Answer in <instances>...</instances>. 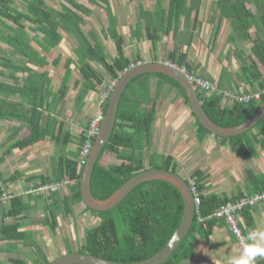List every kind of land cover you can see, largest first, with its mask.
<instances>
[{"label":"trees","instance_id":"obj_1","mask_svg":"<svg viewBox=\"0 0 264 264\" xmlns=\"http://www.w3.org/2000/svg\"><path fill=\"white\" fill-rule=\"evenodd\" d=\"M16 1L0 0V41L7 43L15 53L25 57L29 63L35 62L40 67L47 65L45 58L38 56L39 54L29 46L31 39L25 31L24 23H29L27 28L35 34L32 41L44 52H49L60 45L62 41L60 30L72 35L77 41L73 50L76 60L66 59L62 81L55 93L50 90L51 78L47 71L38 73L27 66L19 67L8 59L2 62L4 67L11 69L14 73L23 72L27 75L24 85L20 88L0 83L1 120L18 117L12 114L15 111L20 113L16 108L22 109L24 102L29 105L23 117H18L19 120H24L28 132L23 138L17 139L11 148L22 150L40 145L47 139L60 146L64 153L63 156L56 159L52 167V177H41L39 185L68 182L69 192L66 195L56 192L43 198L41 195L31 196L24 192L33 204L19 196L13 197L8 205L9 208H3L0 243L13 245L23 242L27 247L32 248L35 244L33 233L25 229L24 223L27 212L35 206L43 204L44 218L40 224L54 232L58 223L55 211L62 208L66 215H72L74 205L83 203L80 194V180L84 163L79 162L78 154L86 140L88 126L78 137L77 152H67L68 154H66L65 149L74 138L64 129V123L59 120L57 115L58 105L65 99L70 88V81L73 77L72 65H75L81 77V79H75L72 85L74 88L82 86L77 98V106L81 108L88 93L97 92L105 81L102 74L94 68V64L102 66L105 73L113 81H117L124 71L145 61L141 54H138L135 60L125 55L124 37L118 30L117 18L113 13L110 0L88 1L94 5L102 4L105 7L109 26L104 36L107 35L114 41L116 57L113 59L108 57L95 35L91 34L92 39H90L83 32L85 19L81 13H90V10L78 4L77 0L62 1L70 7H74L78 12L63 4L62 10L50 8L45 0H31L26 5V11L21 12L15 7ZM163 1H155V12L141 9L140 13L144 20L138 26L134 36L139 41L142 38L140 34L145 33L146 38L152 42V48L155 49L159 34L164 33L168 37L172 32L175 43L170 48L168 60L178 68L185 66V69L194 75L186 62L185 54L180 51L184 44L187 47L191 44L194 34L187 28V24L193 13L197 19L202 0H168L167 9L163 8ZM216 7L220 18L225 19L231 27L232 36L229 37L231 42L250 40L253 43L249 54L252 66H246L244 71L248 72L253 80L259 82L260 87L263 88L264 74H261L259 69H264V0H217ZM183 18L187 22L185 32L180 29V22ZM9 23L15 25V28ZM4 29L9 30L11 34L4 36ZM253 31L254 36L251 38L250 35ZM38 33L41 34V37L37 35ZM179 34L180 39H177ZM59 61L58 58L53 64L57 65ZM150 77H156L175 88L178 96L182 97L184 104L191 110L184 90L171 78L160 74H146L133 79L120 98L112 134L103 147L92 172L91 193L96 199L106 200L127 181L148 169H160L178 174L174 158L171 155L165 157L161 165H155L151 159L148 166L144 164V146L149 139L152 124L161 104L157 95L154 97L150 95ZM12 78L14 81L18 80L15 75ZM163 83L157 85L158 91ZM221 87L220 84L217 90L211 93L196 89L203 110L209 119L218 126L229 128L244 123L264 102V95H261L259 99L252 98L247 103L234 100L230 105V100L224 96L225 91H221ZM110 92L102 104L103 115H105L108 106ZM17 93L22 96V102L15 104L7 102V97ZM191 115L195 118L197 125V140L203 143L206 137L211 136V133L198 122L192 112ZM260 137L263 138L260 139ZM215 138L220 139L222 145L230 146L238 156L254 158L257 156L255 145L260 143L264 146V117L251 130L241 135L228 138L215 136ZM94 140L95 138H92V144ZM111 156H115L121 163L112 164ZM19 178L18 172L9 178L0 175V180L6 189ZM204 178L203 172L196 170L192 173L191 178L186 179L188 183L193 182L201 202L190 231L173 254L162 264H182L188 261L193 256L198 243L197 236L209 239L214 221L217 219L213 217L215 211L220 206L242 197L228 198L216 194L207 195L205 186L201 184ZM33 179L27 180L32 181ZM248 209L251 208L245 210ZM85 210L96 215L99 224L93 229L84 230L83 243L76 252L113 263L131 264L140 263L153 257L168 244L181 223L184 204L181 194L171 184L151 181L136 186L118 206L110 211L95 212L87 207ZM201 217L202 221H200ZM67 248L70 249V247ZM70 253L73 252L70 250L68 254ZM9 261L11 264H29L20 258H11ZM49 263L40 257L33 262V264Z\"/></svg>","mask_w":264,"mask_h":264},{"label":"crops","instance_id":"obj_2","mask_svg":"<svg viewBox=\"0 0 264 264\" xmlns=\"http://www.w3.org/2000/svg\"><path fill=\"white\" fill-rule=\"evenodd\" d=\"M203 5H204V1L202 0V4L200 6L197 19L194 17L195 14L193 13L188 21V24L184 18L180 22V29L183 32H185L186 30L185 27L187 24V28H189L190 31H193L194 34L190 46L187 47L184 44V46L180 51V53L182 52L183 54H185L186 62H188L187 64L191 67L192 73L194 75L210 80L211 82L216 84L217 87H219L221 84L222 87L220 88V90L223 92L225 91L231 96L234 95L242 96V95H250V94L259 95L260 93H262V90L264 89V83H263V88H261L259 82L253 80L252 76L248 72L245 73L244 71L246 69L245 68L246 66L249 67L252 66L249 54H250V49L253 47V43H251L250 40H236L235 42H231L229 40V37L232 36L231 27L225 19L222 20L220 18L217 7L212 12V14H210L209 17L205 19L200 16L201 15L200 12L203 10ZM163 8L164 9L168 8V0L166 2L163 1ZM155 10H156V3L154 10L152 11L148 10V12H155ZM26 24L28 25V23ZM9 25L15 28V25H13L12 23H9ZM25 31L28 34V37L30 39L32 38L33 40V38L35 37L34 32L29 31L28 29H25ZM59 32L62 36V41L59 45L61 46L65 41V35L67 33L61 30ZM30 33L34 36L30 37ZM3 34L4 36H7L8 34H11V32L9 30L4 29ZM250 36L251 38H253L254 31L251 33ZM178 38L180 39V34L178 35L177 39ZM147 40L148 43H150L149 51L151 53L149 54L148 57L149 63L156 61V62H166L172 64V62L168 60V54L170 48L172 44L175 43L173 42L172 32L169 33L168 37H166L164 33H160L156 42L155 49L152 48V42L149 39ZM165 44H167V47H165L167 50L163 49ZM29 46L39 54L38 56L41 55V48L35 42L31 41ZM140 54L142 55V53ZM58 58L60 57H56L54 59L57 60ZM7 59L11 60L13 64L19 67L27 66L33 68L35 71H36V67H40V65L38 64L36 65L35 62L32 64L29 63L25 57L15 53L14 50L9 45H7V43H5L4 41H0V83H3L6 86H11L14 88H20L22 85H24V79L27 75L23 72L14 73L11 69L4 67L2 62ZM139 63H144V62H139ZM94 68L96 67L94 66ZM182 68L185 69L186 67L183 66ZM259 72L261 74H264V69L263 68L259 69ZM13 75H15L18 78L17 81H14V79L12 78ZM49 77L51 78L50 75ZM160 83L163 82L156 77L149 78V84H155L156 89H157V85H160ZM161 89H163L165 95L166 93H170L173 91L172 93H175V95L178 96L177 90L167 82L162 84ZM50 90L53 93H55V90L51 89V87ZM96 93L97 92H90L86 97H89L90 95H95ZM156 95L161 100L160 107L158 108V111L160 112L163 103V96L162 94L159 93L151 96L154 97ZM224 96L228 98V100H230L229 103L231 105V103L234 101L232 97L226 95ZM178 97L182 99L181 96ZM6 100L11 104H15L17 102L23 101L22 96L18 95V93L7 97ZM181 102L182 105H179L180 108L178 109L180 112L177 110L176 113L175 109L174 111L173 109H171L172 108L171 106L167 107V112H169L170 110L169 115L171 114L169 117V119H171L170 120V124H172L171 127L174 126L175 129H179V125L183 124L182 123L183 121L184 123H187V120L189 118L188 114L190 115V117L192 116L191 115L192 111L184 104L183 99ZM25 103L26 102L23 103L22 109L16 108L17 111H20V113L15 111L12 114L17 115L18 117H23L25 110L29 107V105ZM102 104L100 107V112H98V114L103 115ZM158 111L157 113L159 114ZM178 114H180V117L182 119L181 122H178L176 118H174L177 117ZM18 117L12 119H2V120L0 119V175L3 176L4 178H9L11 175L18 172L20 174V178L16 182L10 184L8 190L11 192V194L14 197L21 196L24 198L26 202L33 204L32 201L28 200L29 197L26 196L24 192L27 189L35 187L38 184H40L39 181L41 177L51 178L52 167L55 164L56 159L60 156H63L64 153L62 150V153H60L57 156L51 155V157H47L49 153H47V150H45L46 145L47 144L49 145L50 143L55 144L54 142H51L47 139L42 144L37 146L28 147L22 150L14 149V148L12 149L11 148L12 144L15 143L17 139L23 138L24 135L28 132L24 120L21 118H20L21 120H19ZM193 119H194L195 128L192 133V142H193L192 147L194 152L192 153L193 158L191 161L192 164H199V165L208 164L210 170V171L208 170L209 172H206L204 171V169H201L200 166L193 171L195 172L196 170H199L203 172V174L205 175V178L201 182V184H203V186H205L206 188L205 194L207 195L216 194L219 196H226L228 198H235V197L238 198L239 196H251L258 192H264V146H262L260 143L256 144L255 149L257 151V156L254 158H250L245 156H238V154L235 151H233L230 148V146L222 145L221 140L215 138V136H213L212 134L211 136L206 137L203 143H200L197 140V136H196L197 125L195 123V118L193 117ZM154 129L155 128L151 127L150 136L145 146L147 144L149 145L150 139L152 140L151 136L153 135V132H155ZM262 138L263 137H260V139ZM182 143H184V146H187L186 137L183 139V141H181V143H179V151ZM67 152L69 151H66L65 153L68 154ZM170 155L174 158V162L176 164L177 158L175 157V154L171 153ZM186 155H188V159L185 160L184 163L190 164L189 158L191 156V153L190 154L187 153ZM167 156L169 155H166V153L163 154V156L161 157L162 160ZM217 156L219 157L224 156L225 159L228 157L229 161L231 159L233 163L237 164L236 166L239 167L242 166L244 172V173L240 172L237 169L235 171L230 170L229 171L230 175H233L234 177L236 176V181L234 183L230 182L232 186L231 189H228L226 191L221 190V192L216 191L219 188V186H215L216 187L215 189L213 182L211 180L213 177L211 174V171H213V166L216 169L218 163H221V161L219 162L215 161V163L213 162L214 158H216ZM47 160L51 162L50 164L51 167L49 169V172H46L45 168L44 171H42V169L40 168L41 164L45 163ZM144 164L148 166V163L146 164L145 160H144ZM182 170L184 171L183 168ZM245 171H247V173H245ZM229 172L227 171V174ZM254 175H256V177ZM29 178H34V179L32 181H28L27 179ZM183 179L186 180V178ZM225 181H229V180L225 179ZM33 182H36L38 184L36 183L31 184ZM67 185L68 182L65 185H63L60 189L63 188V190H65V192L68 193L69 189ZM189 185L191 187H194L193 182H189ZM16 190L20 192H14ZM65 192L63 193L60 192V194L66 195L67 193ZM43 198H45V196H43ZM8 205L4 206V208L6 207L9 208L10 206ZM75 207L76 208L78 207L79 209H81V207L85 208L83 203L76 204L74 205L73 208ZM238 219L242 231L245 235V238L248 237L249 233L254 231L264 232V202L257 204L256 206H254L251 209H248L247 211L246 210L242 211L238 215ZM202 220L203 218L201 217L200 221ZM25 229L27 228L25 227ZM197 237H198V243L195 247L193 256L188 261L182 264H231V258L233 256H237L242 248L240 246V243H238L237 239L229 231L226 223L221 219H216L214 221L211 235L209 236L208 240L200 236ZM255 264H264V257L258 256L256 258Z\"/></svg>","mask_w":264,"mask_h":264},{"label":"rangeland","instance_id":"obj_3","mask_svg":"<svg viewBox=\"0 0 264 264\" xmlns=\"http://www.w3.org/2000/svg\"><path fill=\"white\" fill-rule=\"evenodd\" d=\"M31 0H17L15 7L21 11H26V5ZM112 5V10L114 15L117 18V25L118 30L121 35L124 36V52L127 57L132 60H135L138 54L142 53L145 62H148L149 45L148 40L146 39L145 33H141L140 36L142 37L141 40L138 41L137 37L134 36L137 32L138 26L143 22L144 17L141 16V9L143 11H152L155 7L156 0H110ZM167 0H164L166 2ZM203 10L200 12L202 18L209 17L210 14L216 8V0H203ZM78 4L86 7V9L90 10V13H81L83 18L85 19V25L83 26V32L92 39L91 34L95 35L97 40L102 44L103 48L105 49L106 54L109 58L116 57L115 51V44L114 41L104 33H107V28L109 26L108 16L105 11V7L102 4H92L88 0H77ZM45 3L50 8H54L57 10H62V4L67 6L68 8L77 11L74 7H70L68 4L63 2L62 0H45ZM78 12V11H77ZM80 13V12H79ZM26 29H28L27 24L24 23ZM29 25V23H28ZM29 30V29H28ZM205 31V30H203ZM144 32V30H143ZM206 34V33H205ZM41 37V34H37ZM30 33V37H32ZM174 39V38H173ZM32 41V38H31ZM168 43V42H167ZM77 45L76 39L70 35H65V41L63 45L57 47L54 50L49 52H44L41 50V57H44L47 65L43 67H36L37 72H45L48 71L49 75L51 76V89L55 90V92L59 89L62 77L64 74V64L66 58L70 57L76 60L73 50L74 47ZM167 47L165 44L164 48ZM166 52V51H165ZM160 55V54H159ZM163 55V54H162ZM166 55V54H165ZM56 57H60V61L57 65L53 64L52 62L56 59ZM54 59V60H53ZM26 63V62H25ZM97 70L102 74L104 77V84L100 87L95 95H90L86 97L84 101V105L79 108L77 106V98L79 93L81 92L82 86H78L77 88L72 87L74 79L78 78L81 79L77 68L75 65H72V75L70 81V88L67 91L65 99L59 103L57 108V115L61 122L65 124L64 129H66L74 138V140L68 145L65 151H69L70 153L77 152L78 148V137L83 130H85L86 126H88L89 122L95 118V116L100 112V107L104 99L106 98L109 91L112 90L113 84L115 82L105 73L104 69L100 65L94 64ZM150 94L153 96L158 92L163 96V103L162 108L157 113L155 122L152 124V127L155 128L153 132L152 140L150 139L149 145L147 144L144 146L145 154V163L147 164L151 160L155 163V165H161L162 156L166 153V155H170L171 153L175 154L177 158L176 163V171L178 175L183 178H191L193 171L201 166V169L204 171L209 172V165H199V164H192L193 158V147H192V133L194 130V119L193 117L188 114L187 123L182 122L183 124L179 125V129H175L174 126L171 127L170 124L169 112H167V107L171 106L174 111L180 108L179 105H182V99L175 95V93H166L161 90H157L155 84H150ZM165 95V96H164ZM179 111V110H178ZM180 112V111H179ZM56 114V113H55ZM176 120L181 122L180 114L177 115ZM173 118V119H174ZM156 123V124H155ZM155 125V127H154ZM168 125V126H167ZM181 126V127H180ZM187 138V146H184V143L180 146L179 151V143L183 141L184 138ZM48 148V149H47ZM47 150V157H51V155L57 156L62 153V149L60 146L56 144L50 143L47 144L45 147ZM191 156L189 158L190 164L184 163L185 160L188 159V155ZM248 157V156H245ZM110 161L112 164H119L120 161L115 157L111 156ZM215 161L218 163L217 168L215 169L213 166L212 174V182L215 186H219L216 191L221 190H228L231 189L230 182L234 183L236 181V176L230 175V170L235 171L236 169L240 172H243L242 166H236L237 164L233 163L228 157L225 159L224 156H217L214 158ZM51 162L47 160L45 163H42L40 168L46 172H49L51 167ZM212 167V166H211ZM38 168V169H40ZM184 169V171L182 170ZM209 170V171H208ZM203 171V170H202ZM227 171L229 172L227 174ZM244 173V172H243ZM247 173V171H245ZM47 174V173H46ZM256 177V175H254ZM229 180V181H225ZM231 178V179H229ZM238 178V177H237ZM220 180V181H217ZM238 181V180H237ZM33 182L31 184H34ZM29 184V185H31ZM38 184V183H36ZM234 185V184H233ZM230 186V187H228ZM234 187V186H233ZM61 190V191H60ZM58 192L63 193L65 190L60 189ZM14 192H20L18 190ZM67 193V192H65ZM222 195V194H220ZM55 216L57 218V227L54 232L49 229H46L40 221L44 218V209L43 204L35 206L29 212L25 214V225L26 228L33 233V240L35 241L34 246L27 247L23 242H17L15 244L6 245L0 243V264H11L9 259L11 258H20L28 262L29 264H33V262L37 258H42L46 261L52 262L55 259L68 254L71 250L73 253L76 252L81 248L83 243V236L85 229H93L98 226L99 221L96 215L92 214L91 212L85 210L84 207L79 209L78 207L73 208L72 215H66L63 212V209H57L55 211ZM234 236V235H233ZM235 237V236H234ZM67 247H70L67 248Z\"/></svg>","mask_w":264,"mask_h":264},{"label":"water","instance_id":"obj_4","mask_svg":"<svg viewBox=\"0 0 264 264\" xmlns=\"http://www.w3.org/2000/svg\"><path fill=\"white\" fill-rule=\"evenodd\" d=\"M146 74H160L167 76L178 83V85L184 90L189 102L192 113L195 115L198 122L208 130L213 136L228 138L241 135L251 130L259 121L264 117V102L260 105L257 111L244 123L235 126L224 128L218 126L209 119L207 114L202 108L201 101L197 96L196 89L187 79V77L180 71L179 68L172 64L165 62H144L135 66H131L124 71L116 81L108 101V106L101 122L99 131L95 137L94 143L90 150L88 157L86 158L83 166L82 176L80 180V194L85 207L95 212L110 211L118 206L128 194L138 185L151 182L162 181L171 184L175 187L183 199L184 212L181 223L178 229L173 234L168 244L153 257L140 262L131 264H162L167 260L173 252L178 248L182 240L186 237L190 231L194 217L196 214V206L194 203L193 193L190 185L180 175L172 173L171 171L160 169H148L145 170L129 181H127L121 188L113 193L106 200L96 199L91 193V177L94 166L100 156L103 147L108 142L115 122L117 109L120 98L127 88L128 84L135 78ZM3 225V205L0 200V232ZM49 264H120L106 261L88 254L82 253H70L63 255Z\"/></svg>","mask_w":264,"mask_h":264},{"label":"built area","instance_id":"obj_5","mask_svg":"<svg viewBox=\"0 0 264 264\" xmlns=\"http://www.w3.org/2000/svg\"><path fill=\"white\" fill-rule=\"evenodd\" d=\"M180 71L187 77V79L190 81V83L194 86L195 89H199L203 92H214L217 90L216 84L213 82L196 77L192 74H190L186 69L180 68ZM224 95L231 96L230 94L224 92ZM261 95H264V89L262 90V93L259 95H242V96H231L233 100H237L239 102H249L252 98L259 99ZM103 120V115L98 114L93 120L90 121L88 125V129L86 132V140L84 144L81 146L78 159L80 163H84L86 158L88 157L90 150L92 148V138H95L101 122ZM67 182H57V183H48V184H41L32 188H29L25 193L27 195L33 194V195H41V196H49L50 194L56 193L60 190V188L65 185ZM192 191L194 193V203L196 206V211L198 210V206L201 202L200 196L196 193L195 188H192ZM0 193H1V201L3 205L9 204V202L12 200L13 195L9 192L8 189L5 188L3 182L0 180ZM264 202V192H258L251 196H242L239 197L234 202H228L222 206L219 207L213 214L214 218H223L230 230V232L237 238L238 242L241 246H243V242H245V238L241 232L240 229V222L238 219V215L240 212L245 210L246 208H253L259 203Z\"/></svg>","mask_w":264,"mask_h":264},{"label":"clouds","instance_id":"obj_6","mask_svg":"<svg viewBox=\"0 0 264 264\" xmlns=\"http://www.w3.org/2000/svg\"><path fill=\"white\" fill-rule=\"evenodd\" d=\"M114 82L116 83V81ZM114 85L115 84H113V87ZM258 256L264 257V232L254 231L249 233L246 241L243 242V246L239 254L231 258V264H255L256 258Z\"/></svg>","mask_w":264,"mask_h":264},{"label":"bare ground","instance_id":"obj_7","mask_svg":"<svg viewBox=\"0 0 264 264\" xmlns=\"http://www.w3.org/2000/svg\"><path fill=\"white\" fill-rule=\"evenodd\" d=\"M189 184V183H188ZM190 188H191V191H192V188L193 187H191L190 186ZM192 193H193V191H192ZM29 195H31V196H33V194H29ZM14 197V196H13ZM193 197H194V193H193ZM13 199V198H12ZM0 200H1V196H0ZM2 202V201H1ZM2 205H3V203H2ZM8 205V204H7ZM7 205H3V208H4V206H7ZM219 209V208H218ZM219 219H221V220H224L223 218H219ZM224 222H225V220H224ZM226 223V222H225ZM227 225V224H226ZM228 227V226H227ZM229 229V228H228ZM240 229H241V232H242V234H243V236H244V238H245V235H244V233H243V231H242V228H241V226H240ZM230 231V230H229ZM233 235V234H232ZM236 238V237H235ZM237 239V238H236ZM238 241V240H237ZM245 241H246V238H245ZM239 243V242H238ZM241 246V245H240ZM242 247V246H241ZM74 253H77V252H74Z\"/></svg>","mask_w":264,"mask_h":264}]
</instances>
